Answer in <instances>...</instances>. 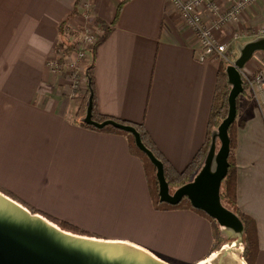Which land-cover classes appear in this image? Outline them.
Returning <instances> with one entry per match:
<instances>
[{
  "label": "crops",
  "instance_id": "1",
  "mask_svg": "<svg viewBox=\"0 0 264 264\" xmlns=\"http://www.w3.org/2000/svg\"><path fill=\"white\" fill-rule=\"evenodd\" d=\"M86 3L90 12H83ZM200 12L209 14L204 7ZM88 15V25L102 30L79 66L83 72L94 66L98 113L144 123L178 170L205 144L222 59H196L197 36L169 0H0V186L34 212L106 239L134 241L175 264H195L211 252L210 220L192 209H157L145 165L127 137L78 121L88 103V78L73 91L67 71L54 72L49 64L65 44L72 54L66 27L77 36ZM263 26L261 0L223 26L218 39L232 60L237 44ZM262 66L258 52L243 74ZM263 106L248 91L239 97L237 197L257 224L255 264H264ZM131 229L146 240L123 235Z\"/></svg>",
  "mask_w": 264,
  "mask_h": 264
},
{
  "label": "water",
  "instance_id": "2",
  "mask_svg": "<svg viewBox=\"0 0 264 264\" xmlns=\"http://www.w3.org/2000/svg\"><path fill=\"white\" fill-rule=\"evenodd\" d=\"M258 52L264 53V35L237 44V56L226 67L230 85L227 115L212 130L208 150L195 176L174 190L165 175L163 160L143 142L134 125L114 118L95 119L94 89L88 74V103L81 121L97 129L111 126L131 133L137 147L156 167L160 202L178 205L187 198L194 208L214 219L222 234L230 240L195 264H248L242 248L245 225L239 215L223 203L221 187L230 168L229 129L237 119L238 97L246 91L243 68ZM0 264L175 263L134 241L106 239L67 230L0 190Z\"/></svg>",
  "mask_w": 264,
  "mask_h": 264
},
{
  "label": "trees",
  "instance_id": "3",
  "mask_svg": "<svg viewBox=\"0 0 264 264\" xmlns=\"http://www.w3.org/2000/svg\"><path fill=\"white\" fill-rule=\"evenodd\" d=\"M123 4H120L119 9L122 7ZM227 58L222 59L219 64V71H218V76H217V85H216V92L211 108V114L209 117V130H208V135H207V140L203 147L198 151L194 159L191 161V163L183 170H178L175 168L168 158L163 154V152L157 147L155 142L153 141L151 134L147 130L146 126L144 123H137V122H132L128 120H119L124 123H129L134 125L139 132L141 133L142 140L143 142L151 148L155 154L164 162L165 165V175L167 177V180L170 182L171 188L174 190L178 186L190 181L198 171L199 167L201 166L203 159L206 155V152L208 150L209 144H210V137H211V132L214 128H216L220 122L226 117L227 112H228V96L230 92V85L228 83V76L226 73V67L229 64L231 57L233 56L232 54L228 53L226 54ZM89 76L91 77V85L94 89V114H95V119L97 120H104L108 118H113L106 116L104 114L98 113L97 110V99L95 95V76H94V66L90 65L88 67V73ZM246 92V91H245ZM240 97V96H239ZM239 97H238V106H239ZM85 107L86 105L82 108L81 110V115L84 114L85 112ZM263 111H264V106H263ZM78 121L83 125L88 128H92L94 130H102V131H112L116 133L123 134L127 137L128 142H129V147L130 150L133 154L137 155L144 163L145 169L147 172L149 184L151 186L152 194H153V201L155 204V207L160 210H167V209H174V208H186V209H192L205 217H207L213 228V236H214V241L213 245L211 248V253L219 250L223 245L226 244L227 242V237L222 234V232L219 229V226L217 222L209 217L204 211H201L199 209H196L192 206L190 201L185 198L181 203L178 205H171L165 202H160L159 194H158V180L156 177V167L152 164V162L149 160L148 156L140 150L136 143H135V138L131 133L125 132L123 130H119L116 128H113L111 126L105 127L103 129H97L92 125H88L80 120L78 118ZM244 126V121L237 119L235 122L230 126L229 129V134H230V155H229V162H230V168L228 171V174L224 178L222 182V187H221V197L223 203L234 210L241 220L243 221L245 225V234H244V257L247 260L248 264H255L258 258V252H259V238H258V230H257V224L256 221L253 217L248 215L247 213L243 212L239 205H238V197H237V162H236V149H237V144H238V129L240 127ZM0 190L4 191L5 193L9 194L13 198L19 200L18 197L14 196L11 192L8 190L2 188L0 186ZM20 201V200H19ZM22 202V201H21ZM25 205L28 206L25 202H23ZM30 207V206H28ZM31 208V207H30ZM32 209V208H31ZM34 211V209H33ZM47 215L50 219L53 221L57 222L61 227L78 232V233H83V234H90L88 230H85L83 228H80L79 226L75 225L74 223L58 218L55 216H49ZM209 254V255H210Z\"/></svg>",
  "mask_w": 264,
  "mask_h": 264
},
{
  "label": "built area",
  "instance_id": "4",
  "mask_svg": "<svg viewBox=\"0 0 264 264\" xmlns=\"http://www.w3.org/2000/svg\"><path fill=\"white\" fill-rule=\"evenodd\" d=\"M180 12L186 23L194 30L198 39L196 59L205 62L211 58L226 59L227 43L218 39V32L227 25L236 23L244 9L261 0H226L227 6L223 8L219 0H169ZM83 12H90L91 5L81 4ZM208 10L207 16L200 12V8ZM89 16L85 19V26L77 36L66 27V33L71 40L72 54H66L67 44L58 56L49 62L54 72L67 71L73 91H78L81 78L87 80V72H83L79 66V60L86 57L98 43L101 28L98 25H88ZM87 24V25H86ZM259 35H264V26ZM246 91L255 99H260L264 104V67L262 66L255 74L244 76ZM243 248V247H242Z\"/></svg>",
  "mask_w": 264,
  "mask_h": 264
},
{
  "label": "rangeland",
  "instance_id": "5",
  "mask_svg": "<svg viewBox=\"0 0 264 264\" xmlns=\"http://www.w3.org/2000/svg\"><path fill=\"white\" fill-rule=\"evenodd\" d=\"M256 36H258V35H256ZM43 213V212H42ZM44 214H48V213H44ZM49 216H52L51 214H48ZM94 231V230H93ZM163 231V230H162ZM90 232V235H92V236H96V237H104V236H101L100 234H98L97 232H91V231H89ZM123 235H126V236H128V237H131V238H135V239H138L139 241H142V240H146V239H143L144 237L142 236V235H140V230H134V229H131V230H129V231H127V232H125V234H123ZM104 238H107V237H104ZM229 239L227 238V242H226V244H228L229 243ZM242 247H243V250H244V246L242 245ZM170 260V259H169ZM168 260V261H169ZM171 261H173L174 262V260H171ZM170 261V262H171ZM172 262V263H173Z\"/></svg>",
  "mask_w": 264,
  "mask_h": 264
},
{
  "label": "bare ground",
  "instance_id": "6",
  "mask_svg": "<svg viewBox=\"0 0 264 264\" xmlns=\"http://www.w3.org/2000/svg\"><path fill=\"white\" fill-rule=\"evenodd\" d=\"M233 244H235V243H233ZM233 244H232V245H233ZM226 246H227V245H226Z\"/></svg>",
  "mask_w": 264,
  "mask_h": 264
}]
</instances>
